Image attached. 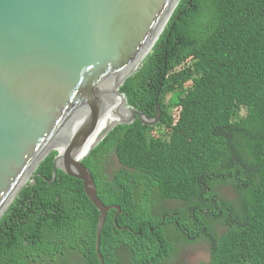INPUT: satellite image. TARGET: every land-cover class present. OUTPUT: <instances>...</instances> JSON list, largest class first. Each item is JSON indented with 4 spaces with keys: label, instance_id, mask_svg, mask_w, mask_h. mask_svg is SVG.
Masks as SVG:
<instances>
[{
    "label": "trees",
    "instance_id": "1",
    "mask_svg": "<svg viewBox=\"0 0 264 264\" xmlns=\"http://www.w3.org/2000/svg\"><path fill=\"white\" fill-rule=\"evenodd\" d=\"M120 90L150 117L159 93L162 116L116 126L84 159L99 197L122 209L102 231L105 264H167L180 237L207 238V264H264V0H180ZM113 152L121 167L109 173ZM57 154L1 218L0 264H65L74 253L101 264L100 212L81 179L58 170L53 180ZM226 184L233 201L217 192ZM157 198L183 205L159 210Z\"/></svg>",
    "mask_w": 264,
    "mask_h": 264
},
{
    "label": "water",
    "instance_id": "2",
    "mask_svg": "<svg viewBox=\"0 0 264 264\" xmlns=\"http://www.w3.org/2000/svg\"><path fill=\"white\" fill-rule=\"evenodd\" d=\"M180 0H0V220L54 150L58 170L81 179L100 212L96 250L108 212L84 159L120 124L156 115L129 104L120 89L152 51ZM117 117L86 142L98 124ZM129 227H125L128 229ZM130 230H133L129 228Z\"/></svg>",
    "mask_w": 264,
    "mask_h": 264
},
{
    "label": "rangeland",
    "instance_id": "3",
    "mask_svg": "<svg viewBox=\"0 0 264 264\" xmlns=\"http://www.w3.org/2000/svg\"><path fill=\"white\" fill-rule=\"evenodd\" d=\"M190 85V83H189ZM179 108L173 110L174 114L177 115ZM159 133V131H156ZM108 172L112 173L114 170L121 167L119 163L118 157L116 153H111L109 157V161L107 162ZM222 185V184H219ZM218 193H221L228 200H235L237 194L232 185H223L217 189ZM159 210H163V207H169L175 209L176 207L181 206L182 202L178 200H161L157 198L156 200ZM162 208V209H161ZM218 233H223L225 231V227L222 224L216 225ZM177 246L174 250L173 255L169 258L167 264H173L175 262H179L180 256L182 257L183 264H207L210 263L211 260V251H210V243L207 238L201 237L194 241H188L183 239L182 237L176 238ZM78 253L72 254L65 264H77ZM80 260V259H79ZM40 264V263H38Z\"/></svg>",
    "mask_w": 264,
    "mask_h": 264
},
{
    "label": "bare ground",
    "instance_id": "4",
    "mask_svg": "<svg viewBox=\"0 0 264 264\" xmlns=\"http://www.w3.org/2000/svg\"><path fill=\"white\" fill-rule=\"evenodd\" d=\"M111 115H112V118H108L107 120H103V121H101V123H99L97 126H98V128L97 129H95L94 131H93V133L90 135V137L87 139V142H86V144H87V146H89L93 141H94V139L96 138V136H97V134L101 131V129L104 127V126H106L108 123H110V122H114L116 119H117V117L113 114V112H111Z\"/></svg>",
    "mask_w": 264,
    "mask_h": 264
},
{
    "label": "flooded vegetation",
    "instance_id": "5",
    "mask_svg": "<svg viewBox=\"0 0 264 264\" xmlns=\"http://www.w3.org/2000/svg\"><path fill=\"white\" fill-rule=\"evenodd\" d=\"M192 238V237H191ZM210 243V242H209ZM210 251H211V249H210ZM173 264H183V262H182V257L180 256V259H179V262H175V263H173Z\"/></svg>",
    "mask_w": 264,
    "mask_h": 264
},
{
    "label": "clouds",
    "instance_id": "6",
    "mask_svg": "<svg viewBox=\"0 0 264 264\" xmlns=\"http://www.w3.org/2000/svg\"><path fill=\"white\" fill-rule=\"evenodd\" d=\"M209 241V240H208Z\"/></svg>",
    "mask_w": 264,
    "mask_h": 264
}]
</instances>
